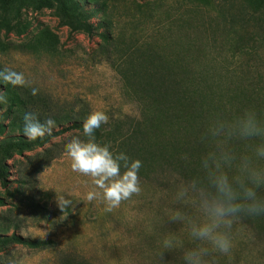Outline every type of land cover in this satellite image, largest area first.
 I'll return each mask as SVG.
<instances>
[{
    "label": "rangeland",
    "instance_id": "obj_1",
    "mask_svg": "<svg viewBox=\"0 0 264 264\" xmlns=\"http://www.w3.org/2000/svg\"><path fill=\"white\" fill-rule=\"evenodd\" d=\"M231 1L0 0V71L22 72L30 81L26 87L0 81L7 99L0 103V239L15 235L44 243H0V264H126L129 254L150 264L162 238L179 234L182 225L167 219V209L177 207L179 179L192 173L182 176L165 164L145 163L139 170L141 193L105 211L101 201L85 198L93 187L90 178L70 168L65 145L86 138L69 127L94 111L104 112L109 122L97 129L95 141L111 148L114 138L142 118V106L110 61L144 45L147 55L162 56L155 72L165 74L180 59L182 66L196 57L188 50L195 37L207 45L205 59L196 64L199 83L188 109L207 123L215 115L239 114L253 100L244 110L264 119V15L248 25L237 19L242 8L254 11L260 0ZM78 9L90 15L92 34L75 30L66 19ZM140 53L133 55L136 69ZM140 66L138 82L146 68ZM185 94L183 88L178 96ZM26 112L41 122L53 119L52 132L66 131L49 141L38 138L31 148H10L6 155L5 144L31 142L23 135ZM57 194L71 199L73 208L62 212ZM249 221L234 226L232 255L219 257V264H264V232L256 220ZM180 257V250L164 253L166 264H183Z\"/></svg>",
    "mask_w": 264,
    "mask_h": 264
},
{
    "label": "clouds",
    "instance_id": "obj_2",
    "mask_svg": "<svg viewBox=\"0 0 264 264\" xmlns=\"http://www.w3.org/2000/svg\"><path fill=\"white\" fill-rule=\"evenodd\" d=\"M0 81L12 87L30 86L22 72L12 69L0 71ZM37 91L32 88L31 94ZM0 103H7L2 94ZM108 122L104 112L89 114L82 124L86 139L72 138L64 154L73 172L91 180L87 201L99 200L110 212L141 193L142 162L124 153L113 154L110 145L95 141V131ZM55 127L51 118L41 122L35 113L23 116V135L30 141L51 135ZM199 142L206 150L199 157L198 174L179 179L173 196L177 207L167 209V219L182 228L179 234L162 238L150 264H166L164 253L174 250H180L183 264H219V257L232 255L234 226L245 218L264 216V119L247 109L214 116L201 131ZM238 145L245 151H238ZM55 202L62 212L73 208L65 195L57 194ZM126 264L139 261L129 254Z\"/></svg>",
    "mask_w": 264,
    "mask_h": 264
},
{
    "label": "trees",
    "instance_id": "obj_3",
    "mask_svg": "<svg viewBox=\"0 0 264 264\" xmlns=\"http://www.w3.org/2000/svg\"><path fill=\"white\" fill-rule=\"evenodd\" d=\"M222 1L228 3L233 2L231 0ZM240 1L247 5L249 4L248 0ZM258 4V8L254 11H248L242 8V12L237 16V19H239L242 25H248L254 22L256 16L260 20L261 15H264V0L258 1ZM78 11V15L66 17L70 26L75 30L86 31L92 34L93 27L88 23L90 15L79 9ZM233 19H235L234 16ZM108 39L111 40V37H108ZM251 42L254 43L253 40ZM120 43L122 42L120 41ZM214 43L213 40L212 46H214ZM206 45L207 43L203 42L202 37H195L189 45L188 50L189 54H193L196 57L187 61L185 63L187 66L183 64L179 66V62H183L180 59L179 62H176L174 68L166 70L167 72L165 74H156L155 72L156 65L160 64L163 59L162 56L159 54L147 55L148 50L145 47L143 49L144 45L139 46V44H136L129 49L131 50L130 52L128 50L125 54L119 53V57L110 61L124 79L126 86L134 92L137 101L142 106V118L134 121L125 134L112 140L113 145L110 151L113 154L124 153L133 160H140L142 165H146L145 163L159 162L160 164L172 167V169H175L182 176H187V172L192 173L190 177L198 174L199 157L206 150V145L199 142V136L206 122L198 119L195 113L190 111L191 109H188L189 106L187 103L193 102L194 104V99H196L192 95L194 86L199 83L196 64L205 59ZM139 52L141 53L137 57L139 60L138 65L144 64L146 67L141 74L140 82H138L137 78L140 76L139 68L141 66L139 65V68H135L136 62L134 60L136 56H133ZM183 88H185L186 94L179 97V90ZM164 92L166 93V98L162 96ZM182 100L184 102L178 103V101ZM253 102V100L248 101L244 105L241 103L242 107L240 110H244V108L250 106L252 107ZM213 112L217 113L216 111ZM221 113L226 114V110L222 109ZM83 121V119H78L69 128H78L83 131ZM165 130L167 132L169 131V133H164ZM65 131L66 129H61L52 132L51 135H45V141H49ZM98 133V130H96L94 134L95 138ZM105 137L108 138L109 136L106 134ZM5 145L4 152L8 155L10 148H31L34 143L32 141L30 143L21 142L11 145L12 147L8 146V144ZM1 173L0 168V179L4 180ZM0 205H3V201L1 200ZM260 218L262 222H260ZM263 218L264 216L245 218V220H248V222H250L249 220H256L259 223L256 226L264 232ZM0 240H2L0 243L3 245L8 244V240L32 247H39L44 244L43 241H29L15 235H12L9 239L5 238Z\"/></svg>",
    "mask_w": 264,
    "mask_h": 264
}]
</instances>
